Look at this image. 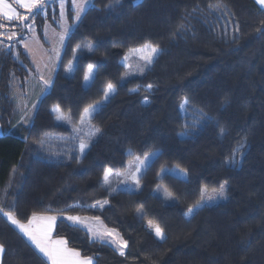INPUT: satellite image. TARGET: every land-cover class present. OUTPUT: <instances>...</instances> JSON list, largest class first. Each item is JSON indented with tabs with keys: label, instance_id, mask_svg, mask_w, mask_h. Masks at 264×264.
Returning <instances> with one entry per match:
<instances>
[{
	"label": "trees",
	"instance_id": "16d2710c",
	"mask_svg": "<svg viewBox=\"0 0 264 264\" xmlns=\"http://www.w3.org/2000/svg\"><path fill=\"white\" fill-rule=\"evenodd\" d=\"M110 2L94 0L96 6L75 22L69 0L73 29L51 87L23 113L16 96L31 93L29 80L36 73L20 42L29 29L8 22V31L20 35L0 37L8 45H0L2 264H48L8 221V212L21 222L34 212L100 217L128 240L124 255L65 219L54 234L94 264H264V8L256 0H221L222 9L210 7L218 0H122L109 7ZM51 4L56 16L53 0L47 14L33 13L25 21L34 20L46 45V22L57 26ZM146 42L162 51L143 74L123 80L124 57ZM88 65L95 72L85 86ZM108 83L116 91L91 117L100 132L81 158L73 127L85 108L103 100ZM185 97L186 113L178 107ZM57 106L63 120L53 111ZM240 144L242 155L227 163ZM155 151L139 191L109 194L102 185L105 168L123 170L136 155ZM167 167L187 176L161 175ZM225 182V201H201L205 186L219 189ZM157 184L174 201L153 193ZM98 201L108 203L89 207ZM153 224L165 239L155 236Z\"/></svg>",
	"mask_w": 264,
	"mask_h": 264
},
{
	"label": "snow or ice",
	"instance_id": "6c2138e0",
	"mask_svg": "<svg viewBox=\"0 0 264 264\" xmlns=\"http://www.w3.org/2000/svg\"><path fill=\"white\" fill-rule=\"evenodd\" d=\"M256 2L264 7V0H256ZM49 0H0V37H6L7 40L11 41L13 39H16L20 33L11 30L8 31L9 23L12 21H19L20 27L22 29H29L34 31V20L33 23H25L29 19V15L33 13L38 12H44L47 14V7H48ZM59 3V11H60V17H61V28L63 31L58 33V36L60 38V42L63 43L64 37L70 32L71 25L67 23V14H66V5L69 3V0H58ZM122 3V0H111L109 7H114L117 5H120ZM71 4V11L74 13L72 19L74 21H79L81 19V16L83 13L87 11L89 7L94 8L96 5L94 3V0H70ZM210 7L216 8V9H222L224 7L221 0H218L217 4L210 5ZM20 9L25 10L24 12H21ZM15 27V26H13ZM181 28L185 27V25L181 24ZM238 27L236 31H238ZM21 43H24V47L27 49L29 46L26 42L23 40L20 41ZM0 45H4V40L0 39ZM5 47H8V45H4ZM89 51H93V46L89 44L87 46ZM162 49H160L158 46L152 44L151 42H146L142 44L139 48H130L128 55L124 57L125 66L128 68H131V65L127 64L128 59L132 55H138L139 59L143 61L144 68L149 67L154 62V59L160 54ZM18 55V54H17ZM75 58V57H74ZM73 70V65L71 62L68 65V71ZM140 73L143 74V69H140ZM94 75V66L88 65L87 72L85 73V80H90ZM127 75H132V73H128ZM41 81H43V84L45 88L50 86L51 81L45 80L44 77L41 75L40 77ZM147 90L152 89V85L148 84L145 86ZM139 88L131 89L130 91H138ZM116 91V88L113 84L108 83L105 90H104V98L105 100H108L111 94H114ZM144 103H150V100L145 97ZM181 111L187 112L188 108L190 107L188 98H183L182 102L178 106ZM97 107L96 106H89L88 108L84 109V115L81 117V123H83L86 119L90 120L92 117V114L96 112ZM53 111H56L59 113L58 118L63 119V113L59 109V106L53 109ZM203 115V113H201ZM100 129L94 128L92 133L90 135H95L96 133H99ZM185 133H181V135H184ZM221 135H224V131L221 130ZM90 141H80L79 143V157H83L85 155L86 149L89 148ZM243 144L238 145L234 150L232 156L229 158L227 163H234L237 155H242V148ZM129 155H132L131 150H129ZM156 153L146 154L144 160H140L139 157H137V163L134 168L132 169V166H129L128 172H121V173H115L117 177H124V183L129 184L131 183L134 187H139L140 185V174L142 173L143 168L147 167L146 161L151 157L155 156ZM79 162V160L77 161ZM164 171V170H162ZM183 171V170H181ZM114 175L112 168H105L103 171L102 176V185L106 187L109 190V194L115 192L117 189L113 187L111 177ZM226 183L222 184L219 188V190L213 189L212 191L216 193L218 197H226ZM208 188L207 186L204 187L203 192L207 193ZM165 196L167 198H171V193H168L165 191ZM211 199V197H208ZM108 201L96 202L93 205H90L89 207L92 208H100L103 209L105 204H107ZM201 205H197L199 207ZM3 211V208L0 207V212ZM189 213L193 211V209L188 210ZM8 219L12 222V224L17 225V227L20 229L21 232L24 233L25 236L28 237V239L32 242L33 245H35V248L39 250L40 253L43 254L44 257L50 262V264H94L93 257L91 256H83L81 252L76 248H70L68 246V240L59 237V238H53V232L55 230L56 221L58 217L56 215H49V214H42V213H32L31 218L28 219L27 223H22L20 220H18L11 212L4 213ZM138 214L143 216V212L141 210H138ZM68 221L74 222V224H81L84 225L87 229V231L90 233L91 239L93 241L99 240L101 243H108L111 246H114L115 250H117L120 255L125 254V249L128 248V240L124 239V237L118 232V230L114 228H108L107 226H103L102 221L100 220V217H83L79 215L75 216H68ZM96 225H100L99 227H94L93 223ZM151 224L152 222L149 221ZM154 228V234L159 239L163 240L165 239V233L164 230L158 225L153 224ZM5 252V245L3 243H0V264H2V256Z\"/></svg>",
	"mask_w": 264,
	"mask_h": 264
},
{
	"label": "rangeland",
	"instance_id": "374dc122",
	"mask_svg": "<svg viewBox=\"0 0 264 264\" xmlns=\"http://www.w3.org/2000/svg\"><path fill=\"white\" fill-rule=\"evenodd\" d=\"M53 0H50L49 2H52ZM57 4H58V14H56L55 16V12H56V8L55 6H53V4L49 5L51 6V12L52 14L56 17V23L58 24V26L60 27L56 32H52L50 33L51 35H53V37L49 34L48 35V40L52 41L53 40V49H52V56L56 53H59L60 49H61V45L62 43L60 42V38L58 36V33H60L61 31H63V29L61 28V17H60V11H59V3H58V0H57ZM48 9V7H47ZM66 14H68V4L66 5ZM84 14V13H83ZM82 14V15H83ZM77 22V21H75ZM30 23H33V21H31ZM46 23H49L46 22ZM51 23V22H50ZM67 23L69 25H71V28L73 27V25L69 22L68 20V15H67ZM52 24V23H51ZM51 24H45L46 27L48 25H51ZM36 23L34 22V31L32 30H29V34L30 33H34L35 32V29H36ZM45 28V26H44ZM44 31H46V28L44 29ZM27 35V36H30L27 38V44H28V49L33 57V61H34V65H35V68L39 71L40 75H42L44 77L45 80H47L48 76L50 74V71L51 69L53 70V68L55 67V64L51 61L48 60L47 55L46 54V49H45V45L43 43L40 42V40L38 41L35 37V35L31 34V35ZM56 34V35H55ZM69 34V33H68ZM67 34V35H68ZM55 35V37H54ZM66 35V36H67ZM65 36V37H66ZM64 37V38H65ZM39 39V38H38ZM40 42V43H39ZM92 45V44H91ZM93 46V45H92ZM78 55H76L77 57ZM62 57V56H61ZM129 60V65H131V68H128L127 72L125 73V76L123 78V80L126 78V77H131V76H134V75H137V74H141L140 73V69H143V72L148 68H144V65H143V61H141L139 59V56L138 55H132L130 57ZM53 64V65H52ZM72 65L74 66V61L72 63ZM94 72H95V67H94ZM132 73V75H127L128 73ZM94 76V75H93ZM93 78V77H92ZM92 78L90 80H85L84 79V85L85 86H89L91 81H92ZM34 89L39 90V87L36 86V87H33ZM33 88H29L31 90V93L30 91H23L21 93L18 92L17 96H16V101L18 102V106H19V110L21 111V113H23L25 111V109H27L30 105V103L32 102V99L35 98L37 95L35 94L36 91L32 92V89ZM21 94V95H20ZM110 98V97H109ZM107 100H105V98H103L102 101H99L91 106H96L97 107V110L101 107V105ZM56 108V107H55ZM96 110V111H97ZM95 113V112H94ZM93 113V114H94ZM92 114V116H93ZM84 115V113H83ZM82 115V116H83ZM58 116H59V113H58ZM64 118H65V115L63 114ZM63 118V119H64ZM62 119V120H63ZM61 120V119H59ZM23 122L25 124H28L30 122L29 119H23ZM96 128V126L88 119H86L83 123H80L77 125V126H74L73 129H74V132L72 135H73V138L76 140L78 146H79V143L80 141H86V142H89L90 141V144L92 143V141L95 139L97 133L95 135H90L93 131V129ZM90 146V145H89ZM87 150V149H86ZM151 153H156L157 155V151L155 152H151ZM149 153V154H151ZM155 155V156H156ZM155 156H151L147 161H146V164L147 166L150 164V162L153 160V158ZM137 157H139L140 160H144L145 156H139V155H136L134 158H132L128 164H127V167L123 170H119V171H114L113 170V173L114 175L111 177V180H112V184H113V187H115L117 190L119 189H127V190H132V191H139L142 187V183L140 181V185L139 187H134L131 183L129 184H125L124 183V177H117L115 175V173H121V172H128L129 171V166L131 165L132 166V169L134 170L135 166H136V163H137ZM147 168V167H146ZM146 168H143L142 170V173L140 174V178L142 177V175L144 174V172L146 171ZM183 169L179 168V167H173V168H170V167H167L164 169V171L161 172V175L165 172H171V173H174L178 176H181V177H186L187 176V173L185 170L181 171ZM226 186V185H225ZM227 187V186H226ZM204 189V188H203ZM116 190V191H117ZM213 189H208L207 193L203 192L202 194V198H201V201L202 202H205V203H219V202H223L227 199V191H226V197H218L216 195V193H214L212 191ZM216 190H219V189H216ZM165 191H167L168 193H171L166 187H164L163 185L161 184H157L153 189H152V192L153 193H156L158 195H160L161 197H163L167 202H172L174 201L175 197L174 195L171 193V198H167L165 196ZM208 197H211V199H209ZM5 215V214H4ZM63 216H66V215H70V214H62ZM71 215H76V214H71ZM6 216V215H5ZM79 216H83V215H79ZM83 217H90V216H83ZM6 218H8L6 216ZM63 218V217H62ZM65 218V217H64ZM66 220V219H65ZM101 220V219H100ZM8 221L12 224V222L8 219ZM102 221V220H101ZM90 223H93V226L94 227H99L100 225H96L94 222H90ZM102 224L103 226H106L104 224V222L102 221ZM13 226L15 224H12ZM80 227L85 230L86 227L84 225H81L79 224ZM78 226V225H77ZM15 227V226H14ZM108 227V226H107ZM109 228V227H108ZM87 230V229H86ZM85 230V231H86ZM87 232V231H86ZM88 235L90 236V233L87 232ZM22 235L25 237V235L22 233ZM26 238V237H25ZM91 238V236H90ZM27 239V238H26ZM99 241V240H97ZM30 243V242H29ZM31 244V243H30ZM114 247V246H113ZM36 250V249H35Z\"/></svg>",
	"mask_w": 264,
	"mask_h": 264
},
{
	"label": "crops",
	"instance_id": "0c3cea01",
	"mask_svg": "<svg viewBox=\"0 0 264 264\" xmlns=\"http://www.w3.org/2000/svg\"><path fill=\"white\" fill-rule=\"evenodd\" d=\"M50 1V0H49ZM261 6V5H260ZM262 7V6H261ZM264 8V7H263ZM21 10H23V9H20V11ZM23 11H25V10H23ZM46 24H51L50 22L49 23H46ZM45 28H46V31H44V33H45V41H46V43H47V45L46 44H44L42 41H41V39L38 37V35H37V32H36V29H35V32L33 33L34 35H35V37H36V39L39 41L40 40V42L41 43H43L44 45H45V51H46V54L47 55H49V56H47V58H48V60L49 61H51V62H53L54 64H55V67L53 68V70L51 69V71H50V74L49 75H47L48 77V79L47 80H50L51 81V84H52V82H53V79H54V76H55V74H56V72H57V69H58V65H59V62H60V59H61V56H62V53H63V50H64V47H65V44H66V40H67V38H68V36L70 35V33H71V31H72V29H73V27L71 28V30H70V32H69V34L64 38V40H63V43H62V45H61V49H60V51H59V53H56L55 52V54L52 56V49H53V45H52V43H53V40L52 41H50V40H48V35L50 34V33H52V32H56L60 27L58 26V24H57V26H54L53 24H51V25H48L47 27H46V25H45ZM44 28V29H45ZM32 33H30L29 35H31ZM32 34V35H33ZM51 35V34H50ZM56 35V34H55ZM55 35H54V37H55ZM52 37H53V35H51ZM28 37H30V36H26L25 38H24V42H26L27 43V38ZM39 38V39H38ZM39 42V43H40ZM23 45H24V43H23ZM26 49V48H25ZM26 51L28 52V54L30 55V57H31V59H32V61H33V57H32V55H31V53H30V51H29V49L27 48L26 49ZM33 64H35L34 63V61H33ZM53 65V64H52ZM34 68H35V65H34ZM35 70H36V73L35 74H33V75H31L30 76V80H29V83H30V85L29 86H31L32 88L33 87H36V86H38L39 87V90H37V92H36V95H37V97L35 98V100L32 102L33 103V105H31V107L32 106H34V105H36L37 104V102L39 101V99H40V97L44 94V93H46L48 90H49V88L51 87V84H50V86H48L47 88H45V86H44V84H43V81H41V79H40V77H41V75H40V73H39V71L35 68ZM29 110H31V108H28ZM4 134V130H3V128H2V125H1V122H0V136L1 135H3ZM49 215H56L57 217H58V219H57V221H56V224H57V222H58V220H60V219H66L67 220V217L68 216H75V215H66V216H63L62 214H57V213H53V214H49ZM63 217V218H62ZM65 217V218H64ZM68 221V220H67ZM69 223H71V224H73V225H78V226H80L79 224H74V222H72V221H68ZM22 223H27V222H22ZM16 228H17V230L22 234L23 232H21L20 231V229L17 227V225H14ZM55 228H56V226H55ZM83 228V227H82ZM86 230V229H85ZM87 231V230H86ZM88 232V231H87ZM24 234V233H23ZM55 234V230H54V232H53V238L55 239V238H59V236H55L54 235ZM26 238H27V240L31 243V245L35 248V245H33L32 244V242L28 239V237L27 236H25ZM71 248V247H70ZM36 249V248H35ZM37 251H38V253L47 261V263L48 264H50V262L46 259V257H44L43 256V254L42 253H40L39 252V250L38 249H36ZM84 256V255H83ZM2 258H3V256H2ZM94 260V259H93Z\"/></svg>",
	"mask_w": 264,
	"mask_h": 264
}]
</instances>
